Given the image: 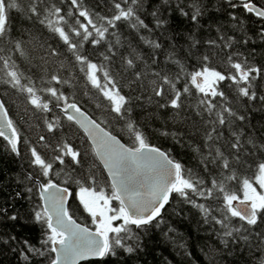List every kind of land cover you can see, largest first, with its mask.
I'll return each instance as SVG.
<instances>
[{
	"label": "trees",
	"instance_id": "1",
	"mask_svg": "<svg viewBox=\"0 0 264 264\" xmlns=\"http://www.w3.org/2000/svg\"><path fill=\"white\" fill-rule=\"evenodd\" d=\"M0 1V97L19 136L17 153L0 136V264L54 258L38 181L67 185L70 214L90 227L78 190L121 208L59 110L71 101L181 169L160 216L107 231L104 256L80 264H264V204L249 222L227 203L264 170V18L246 6L264 0ZM204 72L220 76L200 87Z\"/></svg>",
	"mask_w": 264,
	"mask_h": 264
},
{
	"label": "water",
	"instance_id": "2",
	"mask_svg": "<svg viewBox=\"0 0 264 264\" xmlns=\"http://www.w3.org/2000/svg\"><path fill=\"white\" fill-rule=\"evenodd\" d=\"M247 8L264 18V8L248 2ZM3 9L0 3V21ZM241 73L245 71L240 69ZM83 131L120 200L124 213L133 225L146 224L161 215L172 192L180 186L181 169L163 149L149 143L130 147L105 128L76 102L59 107ZM0 136L18 152L19 136L0 98ZM264 185V170L262 172ZM38 191L48 224L57 234L52 241L54 254L50 264H80L104 256L108 248L103 227H89L68 211L71 189L55 181H38ZM233 209L246 221H254L257 213L249 201L239 200ZM100 216L97 215V220Z\"/></svg>",
	"mask_w": 264,
	"mask_h": 264
},
{
	"label": "rangeland",
	"instance_id": "3",
	"mask_svg": "<svg viewBox=\"0 0 264 264\" xmlns=\"http://www.w3.org/2000/svg\"><path fill=\"white\" fill-rule=\"evenodd\" d=\"M89 67L92 78H94L95 66L91 64ZM219 76L220 75L216 72H204L197 75L199 78V84H202L201 86L203 87H206L207 80H209V86L213 85ZM108 94L115 100V105L119 104L121 99L113 90H109ZM76 196L82 200L86 210L91 213L92 217L95 218V214H99L101 226L106 231L120 228L127 220V217L123 212V208L121 207L118 209L114 207L112 194L110 193H106L105 191L95 188H82L76 192ZM239 200L251 201L256 208H259L264 204V185L262 181V174L257 177L255 182L247 183L245 185L242 195L235 194L227 197V203L230 208L235 201ZM231 210L233 209L231 208Z\"/></svg>",
	"mask_w": 264,
	"mask_h": 264
},
{
	"label": "flooded vegetation",
	"instance_id": "4",
	"mask_svg": "<svg viewBox=\"0 0 264 264\" xmlns=\"http://www.w3.org/2000/svg\"><path fill=\"white\" fill-rule=\"evenodd\" d=\"M73 157H75V155L73 154ZM72 195V194H71ZM71 197V196H70ZM70 202V199H69ZM69 202H68V207H69ZM97 213L95 214V225L94 226H101V219L99 218V220H97Z\"/></svg>",
	"mask_w": 264,
	"mask_h": 264
}]
</instances>
